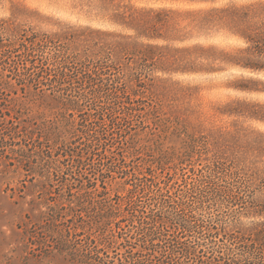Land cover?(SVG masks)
I'll return each instance as SVG.
<instances>
[{"label":"trees","instance_id":"1","mask_svg":"<svg viewBox=\"0 0 264 264\" xmlns=\"http://www.w3.org/2000/svg\"><path fill=\"white\" fill-rule=\"evenodd\" d=\"M103 4L110 9L114 29L58 21L55 30L43 31L28 22L38 13L24 8L0 18V94L22 102L27 114H33L18 121L19 130L10 125L9 134L2 135L12 139L22 132V137L36 143L49 167L41 177L56 182L73 217L83 222L81 229L89 231L83 239L87 247L72 242L74 260L79 264H264L260 255L264 251V130L243 126H264L260 0L244 10L213 12L207 20L205 9L194 7L136 6L123 0H103ZM219 35L246 47L210 41ZM225 72L224 87L232 94L215 105L214 113L231 121L203 129L202 123L188 119L193 114L189 98L197 87L184 84L183 78ZM164 93L173 94V103L178 101V106H171L176 107L173 119L160 117ZM30 98L39 101L36 112L23 104ZM45 109L48 112L41 111ZM136 116L138 131L145 130L158 141L161 136L170 140L167 147L158 143L156 154L142 152L160 173L164 168L172 170L170 164L175 168L189 162L190 173H181V182L173 181L175 172L158 176L149 166L138 172L123 155H111L113 141H120L113 135L114 127L121 125L118 137L122 138ZM138 134L130 142L133 158L141 153L136 148ZM53 155L57 159L49 160ZM116 178L124 193H114V200L128 207L125 225L102 201L113 200L108 186ZM241 217L258 221L243 226ZM113 232L116 239L109 236ZM186 236L190 238L182 240ZM117 244L124 251L116 261L103 256L96 261L93 254L117 249ZM206 252L213 257L203 260Z\"/></svg>","mask_w":264,"mask_h":264},{"label":"rangeland","instance_id":"2","mask_svg":"<svg viewBox=\"0 0 264 264\" xmlns=\"http://www.w3.org/2000/svg\"><path fill=\"white\" fill-rule=\"evenodd\" d=\"M123 1L136 6L153 4L151 0ZM158 3L153 5L190 7L187 4L177 5L175 2ZM104 7L106 6L100 0H30L25 6H21V0H0V18L10 17L15 8H24L38 13L34 15L35 18H28V22L43 31L55 30L57 28L55 24L58 21L72 25L114 29V26L109 23L110 9H104ZM115 29L119 28L115 27ZM227 40H229L227 36L219 35L213 37L210 41L229 45ZM227 75L228 73L225 72L210 76L196 75L183 78L184 84L189 83V85L197 87L189 98L190 109L193 114H189L188 119L192 123H202V128L205 129L209 126L226 125L231 121V119L223 116L219 117L214 113L215 105L223 102L227 95L232 94L224 87ZM155 95L159 97L160 93ZM164 96L159 110H161V114L165 113L166 115L160 114V117L169 116L173 119L176 107L171 106L175 104L178 106V101L174 103L171 101L174 98L172 93H164ZM260 97L264 98V96ZM24 101L23 104L33 112L39 110V101L36 98ZM2 109L9 111L13 117H10L9 113H4ZM17 111H20V113ZM41 111L48 112L46 109ZM27 112L28 110L23 108L22 102L10 100L4 94H0V264H79L74 260L76 257L71 253L70 247L75 240L78 244H84L83 248L87 247L86 240L83 239L89 231L86 228L85 230L81 229L83 222H79V219L73 217L64 195L63 197L60 196L59 192L63 190L58 189L56 182L45 181L41 177L40 174L49 170V167L39 156L41 152H38L35 148L36 143L25 138V136L22 137V132L13 134L12 139L2 135L5 132V134H9L10 131L7 127L10 125L15 124L16 130H19L20 124L18 121L20 119L26 118V116L28 119L33 117V114H27ZM90 113L89 117H93L94 113L91 111ZM75 118L80 119V117ZM138 119V116L135 119L133 118L122 138L118 137V133H120L118 129L121 125L114 127L113 135L120 141H113L114 146L111 147V155H123L127 164L135 166L138 172L145 171L148 166L154 169L155 174L158 176L164 175L166 172L170 174L175 172L173 181L181 182V173H190L188 171L190 168L189 162L178 163L175 168L170 164L168 166L172 170L164 168L163 173H160V170L157 169L158 166L151 163V161H147L149 157L142 152L153 150L149 154H156L155 150H157L158 143L163 142L164 147H167L171 145L170 140H163L161 136L160 141H158L156 137L147 135L145 130L144 132L138 131ZM243 126L264 130V126L257 123H244ZM136 132L139 133L137 137L140 138L136 148L138 147L141 153L133 158V149L130 148V142ZM54 159H57L56 155L49 158L52 161ZM49 166L53 165L49 164ZM108 189L112 198L116 192L124 193V191H121L120 179L118 178L110 182ZM64 194H68V192L65 191ZM114 199L116 197L113 200L104 198L102 201L115 209V212L120 216L118 219L121 220V224L125 225L126 217L124 215L127 214L128 207H125L123 203H117V200ZM256 221H258L256 218L241 217L239 223L243 226H249ZM172 230L173 227L169 228L167 234H170ZM115 235L116 232H113V237L109 236L111 239H116ZM189 238L186 236L182 240L186 241ZM115 247L117 249L106 248L102 253L93 254V256L96 261L98 256H103V259L110 260L109 262H112L111 260L116 261V256L124 251V247L120 244L115 245ZM260 255L264 256V251ZM203 256V260H206L213 257V254L206 252ZM252 256L256 257L254 260L259 258L257 254Z\"/></svg>","mask_w":264,"mask_h":264},{"label":"snow or ice","instance_id":"3","mask_svg":"<svg viewBox=\"0 0 264 264\" xmlns=\"http://www.w3.org/2000/svg\"><path fill=\"white\" fill-rule=\"evenodd\" d=\"M30 2V0H21V6H25ZM103 3V0H100ZM177 5L187 4L190 7L205 9L203 18L207 20L213 12L223 13L229 10L235 12L237 8L241 10L246 9L247 7L253 5L256 0H174ZM261 6L264 7V0H260ZM227 43L233 47H246L243 42L236 39H229ZM245 75H251L246 73ZM261 80H264V75L260 77Z\"/></svg>","mask_w":264,"mask_h":264}]
</instances>
